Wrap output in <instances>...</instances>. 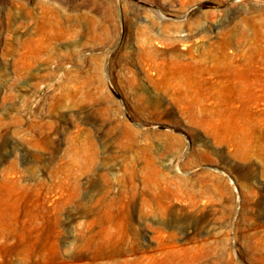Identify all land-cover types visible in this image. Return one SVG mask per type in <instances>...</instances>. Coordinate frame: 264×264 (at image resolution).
I'll use <instances>...</instances> for the list:
<instances>
[{
	"label": "rangeland",
	"instance_id": "374dc122",
	"mask_svg": "<svg viewBox=\"0 0 264 264\" xmlns=\"http://www.w3.org/2000/svg\"><path fill=\"white\" fill-rule=\"evenodd\" d=\"M0 264H264V0H0Z\"/></svg>",
	"mask_w": 264,
	"mask_h": 264
}]
</instances>
